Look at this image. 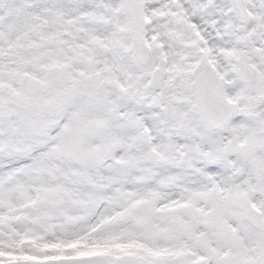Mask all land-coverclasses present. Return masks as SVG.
Here are the masks:
<instances>
[{
  "label": "snow or ice",
  "instance_id": "1",
  "mask_svg": "<svg viewBox=\"0 0 264 264\" xmlns=\"http://www.w3.org/2000/svg\"><path fill=\"white\" fill-rule=\"evenodd\" d=\"M0 264H264V0H0Z\"/></svg>",
  "mask_w": 264,
  "mask_h": 264
}]
</instances>
